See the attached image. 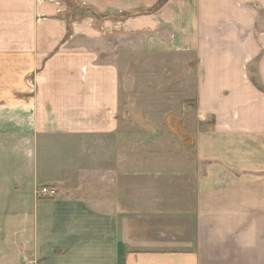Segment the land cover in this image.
Here are the masks:
<instances>
[{
  "label": "crops",
  "instance_id": "crops-1",
  "mask_svg": "<svg viewBox=\"0 0 264 264\" xmlns=\"http://www.w3.org/2000/svg\"><path fill=\"white\" fill-rule=\"evenodd\" d=\"M61 2L0 0V264H264V0L68 1L102 31ZM124 38L186 61L208 126L173 116L165 168L112 142Z\"/></svg>",
  "mask_w": 264,
  "mask_h": 264
},
{
  "label": "rangeland",
  "instance_id": "rangeland-1",
  "mask_svg": "<svg viewBox=\"0 0 264 264\" xmlns=\"http://www.w3.org/2000/svg\"><path fill=\"white\" fill-rule=\"evenodd\" d=\"M68 1L62 0L61 2L65 4L59 8V14L63 15L62 18L70 21L69 18L72 16L76 21H82L93 17L96 23L95 28H100L98 30L101 31L105 28L101 27L103 26L101 24L103 21L100 20L103 18L97 16L94 11H88L85 5H83L85 8L79 6L73 11L70 8L72 3ZM163 3L164 1L161 4ZM122 14L120 13V15ZM124 21V19H119L117 23H125ZM124 39L123 45H119V48L115 51V55L109 61L114 73L117 69L120 71L122 88L119 93L121 99L118 110L123 121L121 128L125 132V134L121 132V135L116 136V139L112 142H114L116 147L120 148L140 147L143 149L141 157L143 165L148 158H151V160L157 159V164L165 168V163L170 160L172 161V158L173 161L182 158V154L167 156L169 149L181 150V147H184L180 139L183 131L182 121L187 127L186 120L188 123L190 122L192 130H195L196 133L199 130H208V126H201L194 119L195 112L197 113L196 104L188 107L183 102L184 106H181V95L183 94L181 88L182 73L178 76V72H184L183 68L186 67V61H182L183 59L180 58L169 59L170 57H167L166 54H159L161 57L156 59L149 58L148 53L151 52L150 46H147V44H137L132 39ZM115 47H117V43ZM114 79H116L115 75ZM115 82L112 81V84H115ZM30 88L32 90L31 86ZM167 89H171V91ZM173 116L178 117L181 121L178 132L176 129L178 126L175 129L173 128V122H176V120H172ZM95 117L96 113L94 114ZM100 139L95 145L98 148H102V138ZM149 148L153 149V153L162 156H150L149 153L151 152ZM174 163L176 162L174 161ZM144 173L146 171H143V178L149 177L144 176L146 175ZM162 173L164 175V172ZM179 174L180 171H177L173 175H177L174 176L177 178ZM42 189L38 191V196H46L40 194Z\"/></svg>",
  "mask_w": 264,
  "mask_h": 264
},
{
  "label": "trees",
  "instance_id": "trees-1",
  "mask_svg": "<svg viewBox=\"0 0 264 264\" xmlns=\"http://www.w3.org/2000/svg\"><path fill=\"white\" fill-rule=\"evenodd\" d=\"M70 8L74 11L76 10V7H74L73 5H70ZM70 20V19H69ZM254 83L256 85V87H258L260 90L264 91V87L258 82V80H256L254 78Z\"/></svg>",
  "mask_w": 264,
  "mask_h": 264
},
{
  "label": "built area",
  "instance_id": "built-area-1",
  "mask_svg": "<svg viewBox=\"0 0 264 264\" xmlns=\"http://www.w3.org/2000/svg\"><path fill=\"white\" fill-rule=\"evenodd\" d=\"M49 193V190L47 188H43L40 192L41 195H47Z\"/></svg>",
  "mask_w": 264,
  "mask_h": 264
}]
</instances>
